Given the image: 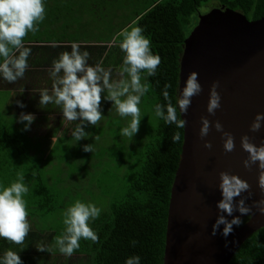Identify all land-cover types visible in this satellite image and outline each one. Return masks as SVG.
I'll list each match as a JSON object with an SVG mask.
<instances>
[{"label": "trees", "instance_id": "obj_1", "mask_svg": "<svg viewBox=\"0 0 264 264\" xmlns=\"http://www.w3.org/2000/svg\"><path fill=\"white\" fill-rule=\"evenodd\" d=\"M127 1H119L121 2L119 7L112 11L122 14ZM130 1L134 19L117 29L113 23H108L105 28L106 35L101 36L103 31L99 34L98 29L102 27L92 23L97 20L98 14L101 15L100 10L93 7L88 9L91 6L88 4L90 0H47V16L39 25L40 30L35 34L29 33L24 40L25 45L32 50L29 57L30 67L24 78L14 84L0 79V89L15 92L17 99L20 98L26 105L24 108H18L17 119L21 113H28L31 109L38 113L36 120L63 118L59 106L49 104L44 108L40 107L38 91L44 88L51 90L53 78L49 75V69L52 62L58 59L60 53L70 52L72 42L80 43L81 51L90 52V63L103 60L105 67L114 65L120 67L123 64L124 53L119 47L122 37L118 34L125 29L142 27L143 34L151 41L153 53L161 57V63L154 76H147L146 72L141 74L142 82L150 84V90L144 97L153 99L155 109L157 104L167 105L163 95L166 85H171L167 91L172 104L176 105L186 40L197 28L203 16L213 10H230L242 14L249 21L264 18V0ZM105 2L99 3L98 7H102L106 15L111 12L105 8L108 0ZM82 31L92 32L98 41L82 39L80 35L84 34ZM54 44L59 46H53ZM21 89H25L23 94H20ZM102 101L105 115L107 109ZM177 113L178 118L182 119L179 108ZM12 114L10 109L5 114L8 125L11 116L7 115ZM101 120L109 124L116 123L115 117L109 115L106 119L103 116ZM3 122L0 115V184L9 186L17 179L18 174L24 175L29 187L24 199L27 201L28 217L31 220L37 219L39 224L47 220L52 222V217L62 210L64 204L70 205L60 199L61 187L67 189L71 196L77 194V200L94 203L101 209L99 217L90 222V227L97 233L98 240L93 242L82 239L80 248L73 253L81 258V261L74 264H125L128 257L135 255L141 257V264H164L171 191L182 157L184 128L167 124L157 117L158 125L156 129L146 134L147 140L143 144V152L140 151L141 156L127 157L126 154L130 150H126L125 146L122 149L113 148L114 156L119 157L118 165L121 164L128 170L134 169V173L129 178L130 185L123 193L108 195L106 194L108 190H104L101 180L91 178L95 170L104 166L102 159L107 155L106 152L100 153L99 138L85 137L78 142L71 135L75 129L72 127L65 137L57 139L61 144L55 145L51 157L50 153H47V157L52 161L44 166L47 157L44 159L45 151L41 149L48 148L49 136L39 137L40 143H35L34 138L37 136L31 135L30 130L25 131L23 123L17 120L14 127H9ZM101 124L98 125L99 128ZM177 132L181 134V140L173 143L172 137ZM108 133L116 141V132ZM42 143L46 144L42 146ZM87 144L93 145L92 153L83 150ZM111 148L112 146L106 147L103 151ZM36 156L42 159H36ZM57 163L60 166L57 169L59 178H49L50 170L56 171L54 165ZM86 181H91L88 190ZM51 182L54 184H50ZM95 190L104 193H94ZM248 220L245 219V223ZM34 223L38 226L36 222ZM45 231L40 234L43 236L49 233V243L54 247L52 253L61 255L55 247V237L63 233V223L59 226L50 225ZM23 244L16 245L0 238V255L8 249L14 251L24 249L20 252L24 264L35 263L37 257L31 254L34 256L36 254L27 247V242ZM44 253L50 252L39 251L38 255ZM229 264H264V228L244 242Z\"/></svg>", "mask_w": 264, "mask_h": 264}, {"label": "clouds", "instance_id": "obj_2", "mask_svg": "<svg viewBox=\"0 0 264 264\" xmlns=\"http://www.w3.org/2000/svg\"><path fill=\"white\" fill-rule=\"evenodd\" d=\"M46 2L47 0H0V79L9 84L23 79L30 67L29 57L32 50L25 45L24 40L29 33L35 34L40 30L39 25L47 16ZM143 33L144 29L137 26L130 30H122L118 34L122 37L119 47L124 53L123 64L116 70L121 77L119 80L113 79V69L105 68L103 60L90 63V52L81 51L82 46L78 42H72L70 52H62L58 59L53 60L49 69L53 85L51 90L44 88L38 91L39 104L41 108L49 104L59 106L63 118L68 121H79L71 133L78 142L87 136L86 129L89 125L95 126L103 118L102 96L103 100L113 102L120 117H131L128 126L120 130L122 136L131 138L139 132L142 121L139 105L150 90V84L142 82L141 74L146 72L147 76H154L161 63V57L153 53L151 41ZM169 87L171 85H166L163 92L167 105L157 104L155 116L163 119L167 124H175L177 128L182 129L187 121L178 118L177 108L181 114L186 113L192 103V97L202 92L198 73L192 72L188 76L175 106L169 98L167 91ZM218 87L219 82H214L210 90L207 111L212 115L221 107ZM24 91L25 89H21L20 94ZM17 104L21 108L26 107L22 101H17ZM35 119L36 116L32 113H21L18 122L23 123L24 130L28 131ZM201 121L200 136L204 138L208 135L212 122L207 117H201ZM262 126H264V113H258L251 124V131L257 132ZM215 128L223 132V125L219 121H216ZM223 136L225 151H233L235 148L233 135L223 132ZM180 140L181 134L175 133L172 142ZM241 144L249 154L248 159L244 161L245 167H251L259 162L258 167L264 170V145L257 146L247 135L241 138ZM205 147L211 149V142H206ZM83 150L92 153L93 145H84ZM259 186L264 190V171L260 172ZM249 189V183L238 175L220 173L221 199L216 205L219 215L212 225L213 236L220 232L227 240V237L233 233L234 226L240 227L245 223L242 217L252 212V208L246 204L248 197L243 195L247 192L250 197ZM28 192L29 187L23 174H18L17 179L9 186L0 184V238L16 245H22L31 230L27 201L24 199ZM255 206L264 213V199L256 201ZM236 212L239 215H234ZM100 213L101 209L96 204L79 200L63 211L64 231L55 237V247L61 255L76 256L73 253L80 248L82 239L93 242L98 240V235L90 227V222L97 219ZM228 217L232 219L229 220ZM37 230L40 234L41 226H37ZM36 248L40 252L47 251L50 252L47 254H53L50 246L39 244ZM23 250H6L0 255V264H24L20 255ZM125 264H141V257L130 256Z\"/></svg>", "mask_w": 264, "mask_h": 264}, {"label": "water", "instance_id": "obj_3", "mask_svg": "<svg viewBox=\"0 0 264 264\" xmlns=\"http://www.w3.org/2000/svg\"><path fill=\"white\" fill-rule=\"evenodd\" d=\"M180 69L178 97L192 72L198 73L203 90L192 97L188 111L181 114L187 123L171 191L164 264H229L244 242L264 228V213L255 206L256 201L264 199L259 186L264 170L258 167L259 162L245 167L249 154L241 144V138L247 135L257 146L264 145V126L251 131L256 115L264 113V18L249 21L230 10H213L203 16L186 40ZM217 81L221 107L212 115L207 106L211 86ZM201 117L212 122L204 138L200 136ZM216 121L223 125V132L233 135V151H225V137L216 130ZM206 142H211V149L205 147ZM221 172L246 180L251 192L250 197L243 193L252 212L242 219L249 220L234 226L227 240L220 232L212 235V225L219 215L216 205L221 199Z\"/></svg>", "mask_w": 264, "mask_h": 264}, {"label": "rangeland", "instance_id": "obj_4", "mask_svg": "<svg viewBox=\"0 0 264 264\" xmlns=\"http://www.w3.org/2000/svg\"><path fill=\"white\" fill-rule=\"evenodd\" d=\"M105 1L106 0H94V1L90 0V2L88 3L89 5H91L88 9H91L93 7V8H96L97 10H100L101 15L98 14L97 20L92 23L95 26L102 27V29H98L99 34L101 31H103L101 36L106 35L105 28L107 27L108 23L110 22L113 23V25L117 29L123 25H126L132 19H134V14H132L133 8L130 6V3H131L130 0H128L127 3H125L127 4V6L123 8L124 11L122 14H117L115 11H112L116 7H119L118 5L119 3H121L119 1L121 0H108L106 4L107 7L105 8H108L109 12L111 13L106 14V15L103 13L105 10H102V7L101 8L98 7L99 3H102V4L106 3ZM82 33H84V34H80L82 39L90 40V41H98L96 36H93L94 34L92 32L86 33L82 31ZM105 68H109V67H105ZM111 68L113 69V79L115 80L121 79L119 73L116 71L119 67L114 65ZM16 99L17 97H16L15 92L13 91L10 92L7 90L0 89V115H1V119L4 121L3 123L9 127H14L17 124L18 119L16 118L17 117L16 113H17L18 108L20 107L17 104V101H21V99L19 100L18 99L16 100ZM102 100H103V96H102ZM102 102L107 109L105 111L104 119H106V117L109 115V116L115 117L116 123L109 124L105 120L104 121L100 120L99 123H97V125L95 126L89 125L88 128L86 129V132L88 135L86 137H88V139H95V138L98 139L99 138L101 142L100 153L101 152L107 153V155L104 156V159H102L104 166H102V168L100 169L95 170V172L91 175V178L93 180L95 179L101 180L102 184L104 185V190H108L106 194L108 195L109 193L121 194L130 185L129 178L131 177L132 173H134V169L128 170V168L126 169L122 167L121 164L118 165L119 157L114 156L113 148L122 149L125 146L126 150H130L126 154L127 157H130V155L141 156L140 151L143 152V147H144L143 144L145 140H147L146 134L156 129L158 125L157 117L155 116L154 102H153V99L150 97L142 98L141 104L139 105L141 109V114H142V121L140 124L139 132L134 137H131V138L122 136L120 133V130L123 127L128 126V124L131 121V117L130 116L128 117L115 116L119 114L117 113L116 108L113 105V102L105 101V100H103ZM9 109L11 110L13 114L7 115V116H11L9 119V125H8L7 119L5 118V114L7 113ZM28 113H32L36 117L38 115V113H36V111L33 109L29 110ZM77 123H79V121H68L65 118H61V119L51 118L50 120L39 118V120L35 119L34 123L31 125V129L29 133L31 135L37 136L36 138H34L35 143H40V140L38 139L39 137L49 136L50 142H49V145H47L48 148L41 149L45 151L44 159H46V157L48 156L47 153L49 152L50 157H51V154L54 150L55 145L61 144V142L57 141V139L64 135H67V133L71 131L72 127L74 128L76 127ZM100 123L102 124H101V127L99 128L98 125ZM92 131H94V133L91 134ZM108 132H116L117 134L116 141L114 140L113 136H111L110 133ZM99 136H102V137H99ZM46 143H42V146L45 145ZM114 143H115V146L113 147ZM111 146L112 148L109 149L108 151H103L106 147H111ZM81 154H82V151H81ZM36 159H42V158L36 156ZM50 160L51 159L47 157V160L46 162L43 163V165L44 166L48 165L50 163ZM59 167L60 166L58 165V163L54 165V168L56 169V171H54V169H51L49 178H52V177L59 178L60 174L57 171ZM50 184L53 185L54 183L51 182ZM90 185H91V181H88V182L86 181V190L89 189ZM59 189L61 193L60 194L61 200H63L64 202L67 201L68 203H70L69 206H71L72 202L73 203L76 202L78 198L77 194L71 196L70 192H68L67 189L63 187ZM94 193H104V192L95 190ZM83 197H85V195ZM56 205H59V204L56 203ZM69 206L64 204L62 210L60 209L58 214L52 217L53 218L52 222L47 220V222H43L42 224H39V221H37V219L31 220V218L28 217L29 222L31 224V230L26 236L24 242H28L27 247L31 248L32 252L36 254V256H33V257H37V259L35 260V263H32V264H63V263L74 264V263H78L81 261V258L77 256L67 257L64 255H54V254L38 255L39 251L36 248V246L39 244H44V245L50 246L51 248H54V247H52V245H50L49 243L50 242L48 238L49 234H46L43 236L40 235L37 230V226L34 222H36L38 226H41V231H45L50 225L59 226L60 224L63 223L62 213ZM27 211H28V208H27ZM31 255H34V254H31Z\"/></svg>", "mask_w": 264, "mask_h": 264}, {"label": "crops", "instance_id": "obj_5", "mask_svg": "<svg viewBox=\"0 0 264 264\" xmlns=\"http://www.w3.org/2000/svg\"><path fill=\"white\" fill-rule=\"evenodd\" d=\"M20 98H18V100H19ZM16 101V100H15ZM22 101V100H21Z\"/></svg>", "mask_w": 264, "mask_h": 264}]
</instances>
